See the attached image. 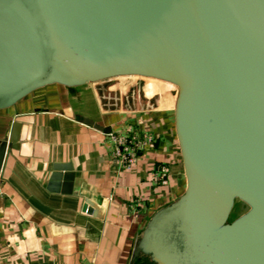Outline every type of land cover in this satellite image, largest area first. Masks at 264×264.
<instances>
[{"label":"water","instance_id":"1","mask_svg":"<svg viewBox=\"0 0 264 264\" xmlns=\"http://www.w3.org/2000/svg\"><path fill=\"white\" fill-rule=\"evenodd\" d=\"M124 77L177 89L185 178L132 263L264 264V0H0V110ZM236 201L248 209L231 220Z\"/></svg>","mask_w":264,"mask_h":264},{"label":"crops","instance_id":"2","mask_svg":"<svg viewBox=\"0 0 264 264\" xmlns=\"http://www.w3.org/2000/svg\"><path fill=\"white\" fill-rule=\"evenodd\" d=\"M141 79L50 85L0 110V142L13 144L0 175V264H153L132 263L133 252L152 217L183 194L185 178L177 89ZM81 119L148 132L155 147L124 169L108 133ZM161 167L167 186L153 180Z\"/></svg>","mask_w":264,"mask_h":264},{"label":"built area","instance_id":"3","mask_svg":"<svg viewBox=\"0 0 264 264\" xmlns=\"http://www.w3.org/2000/svg\"><path fill=\"white\" fill-rule=\"evenodd\" d=\"M107 137L112 148L113 160L124 169L135 167L142 152L155 147V140L150 133L129 127L119 132L111 131ZM152 176L157 185L167 186L168 172L165 167L154 169Z\"/></svg>","mask_w":264,"mask_h":264},{"label":"rangeland","instance_id":"4","mask_svg":"<svg viewBox=\"0 0 264 264\" xmlns=\"http://www.w3.org/2000/svg\"><path fill=\"white\" fill-rule=\"evenodd\" d=\"M141 80L146 81V78H143ZM247 209L248 208L243 203L237 201L235 203L234 208H233L232 213H231V220H233V219L237 218L238 216H240L241 214L245 213L247 211Z\"/></svg>","mask_w":264,"mask_h":264},{"label":"bare ground","instance_id":"5","mask_svg":"<svg viewBox=\"0 0 264 264\" xmlns=\"http://www.w3.org/2000/svg\"><path fill=\"white\" fill-rule=\"evenodd\" d=\"M147 80H150V81H153L152 79H147ZM166 85H168V86H172V85H170V84H167V83H165ZM173 87V86H172Z\"/></svg>","mask_w":264,"mask_h":264},{"label":"flooded vegetation","instance_id":"6","mask_svg":"<svg viewBox=\"0 0 264 264\" xmlns=\"http://www.w3.org/2000/svg\"><path fill=\"white\" fill-rule=\"evenodd\" d=\"M236 202H237V201H236ZM236 202H235V203H236Z\"/></svg>","mask_w":264,"mask_h":264}]
</instances>
